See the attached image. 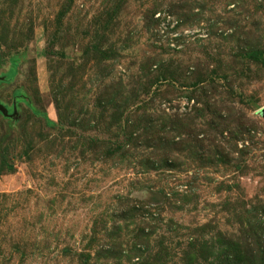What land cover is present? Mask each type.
Instances as JSON below:
<instances>
[{"label":"rangeland","instance_id":"374dc122","mask_svg":"<svg viewBox=\"0 0 264 264\" xmlns=\"http://www.w3.org/2000/svg\"><path fill=\"white\" fill-rule=\"evenodd\" d=\"M0 264H264V0H0Z\"/></svg>","mask_w":264,"mask_h":264},{"label":"water","instance_id":"95a60500","mask_svg":"<svg viewBox=\"0 0 264 264\" xmlns=\"http://www.w3.org/2000/svg\"><path fill=\"white\" fill-rule=\"evenodd\" d=\"M0 110H1L3 113H6L5 108H4L2 105H0ZM263 112H264V111H263Z\"/></svg>","mask_w":264,"mask_h":264}]
</instances>
